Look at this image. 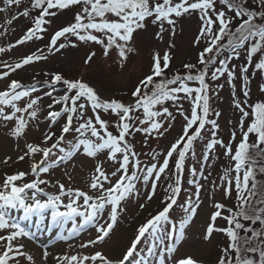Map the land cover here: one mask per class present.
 <instances>
[{
	"label": "snow or ice",
	"instance_id": "snow-or-ice-1",
	"mask_svg": "<svg viewBox=\"0 0 264 264\" xmlns=\"http://www.w3.org/2000/svg\"><path fill=\"white\" fill-rule=\"evenodd\" d=\"M4 2L12 6L20 5L22 0ZM218 3L222 7H218ZM73 6H80L73 22L56 30L45 48L5 67L16 72L30 64L47 60L48 56L43 54L45 51L55 54L66 47H76L79 43L101 46L105 57L115 49L122 67L128 54L135 51L132 47L135 34L146 30L151 23L158 27L157 39L162 40L166 30L174 37L183 17L197 18L199 26L193 44L203 47L198 53L197 63L185 64L183 74L179 71L169 74L166 71L172 60L169 51L162 55L155 53L150 74L138 82L127 103L115 98H102L82 80H68L59 73L52 74L45 81L50 90L43 95L51 97L58 85H63L64 94L54 101L61 105L62 111L50 110L47 119L50 125H55L62 118L64 123L59 135L49 129L40 143L27 142L26 139L32 122H38L42 97L33 95L38 90L37 86L28 89L21 82L12 80L5 90L0 91V122L12 124L10 132L13 139L25 140L24 153L18 159L23 161L26 157L39 156L31 166L34 176L38 170L44 173L50 171L46 162L53 150H58L60 154L58 160L52 161L57 165L81 153L94 160L99 154L104 156V160L95 162L91 175L89 188L93 194L79 189L66 190L63 184H59V194L43 193L47 198L42 201L37 194L42 193L40 185L46 181L35 178L30 183L18 186L16 182L25 179L27 173L6 176L0 186V230H6L7 235H0V242L6 240L7 244L0 252V264H21L20 257H26L29 264H35L33 257L22 251L24 244H13V241L21 238L32 239V234L21 225L19 219L10 215L8 209L22 211L25 219L38 214L41 222L43 213L50 211V226H63L66 221H72L73 234L94 224L96 238L81 245L88 248L104 242L110 236L117 225L123 202L133 195H140L138 185L148 187L145 198L151 201L157 194L162 177L166 182L165 195L161 200L164 207L138 227L135 239L122 258L112 260L102 251H96L82 256L57 255L53 257V264H130L137 246L149 237L148 254L156 255L158 264H173L169 257L177 251L176 240L184 239L186 227L203 203L200 195L203 185L193 181L196 191L182 205L184 216L178 224L170 217V212L183 191L186 160L190 154L194 155V145L208 126L209 137L205 146L208 155L204 156V160L218 158L214 156L218 146L224 150L230 165L224 171L225 184L221 195L224 199H230L235 192V197L232 207L219 201L212 204L213 211L203 238L209 241L214 233L226 237L228 243L221 248L217 264H264V147H261L264 145V100L254 104L248 102L252 75H264V0H32L31 8L38 10V15L13 47L34 39L43 40L47 26L52 23L49 17H55L59 11ZM21 15L29 17L30 12L26 9ZM62 38L69 42H61ZM174 46L173 43L169 44V48ZM5 51L0 47V53ZM95 55L94 51L90 52L85 62H91ZM241 57L244 59L242 65L232 64L233 60L238 61ZM8 75L9 72H3L0 80ZM221 78L231 86L232 103L239 113L228 143L218 138L220 125L217 119L210 118L222 115L210 103L211 82ZM237 81L242 82L240 92L243 99L237 96ZM190 82L198 86H191ZM223 87V84H216L217 89ZM260 90L264 92V85L260 86ZM215 94L218 96L219 92ZM21 101H24L23 106L19 104ZM185 101L189 103L187 114ZM173 106L175 111L171 110ZM48 107L52 109L54 105ZM102 113H110L115 120L103 119ZM177 113L184 121L181 135L166 152H154L151 157L153 163L142 165L129 137L135 133L147 138L164 137ZM110 129H115V134ZM238 132L240 140L237 142ZM68 136L72 137L70 146L61 147ZM251 136L255 137L252 143L249 142ZM233 144L236 145L235 150ZM161 156L162 160L159 159ZM105 162L114 166L111 173L105 169ZM28 190L33 192L30 197L26 195ZM64 197L68 198L66 203ZM61 207L65 210L61 211ZM105 211L106 220L103 219ZM78 218H82V223L77 222ZM218 218L226 222L225 226H217ZM61 238L67 239V236ZM48 255L45 249L42 264H45ZM174 264L198 262L186 257L176 259Z\"/></svg>",
	"mask_w": 264,
	"mask_h": 264
},
{
	"label": "rangeland",
	"instance_id": "rangeland-1",
	"mask_svg": "<svg viewBox=\"0 0 264 264\" xmlns=\"http://www.w3.org/2000/svg\"><path fill=\"white\" fill-rule=\"evenodd\" d=\"M32 0H22L20 5H6L4 0H0V47L6 49L4 53H0V74L9 72V75L0 80V91L6 89L8 83L12 80H17L22 84L25 82L27 85H34L37 82L45 83L51 78L52 74L59 73L68 80H82L93 87L102 98H115L117 100L127 103L131 99V93L134 91L138 82L151 72L152 58L155 53L161 55L165 51H169L172 60L169 68L166 70L171 74L176 70L183 74L186 70L184 65L197 63L198 53L202 50L203 45L200 47L194 46L193 39L198 32V20L195 16L188 18L183 17L180 19L176 35L170 36L166 30L163 33V39H157L156 33L158 27L149 23L146 30L135 34L132 42L134 52L128 54V59L121 63L118 57V52L113 49L107 57L103 56L102 48L94 43L83 44L79 43L76 47H66L59 53L49 54L45 51L43 54L48 56L47 60L25 66L16 72H11L6 68V64H15L26 55L37 52L38 49L45 48L49 42L51 35L60 28L67 26L73 22L74 15L79 11L80 6H73L68 10L59 11L55 17H49L52 20L51 25H48V31L44 34L43 40H33L26 42L24 45H17L13 47L25 34L26 30L32 26L33 18L38 15V10L31 8ZM251 2V0H250ZM222 7L221 5H217ZM255 7V4H253ZM29 10V17H24L21 13L24 10ZM55 11V10H53ZM167 27V26H166ZM73 40L75 38H72ZM61 42L68 43L65 38ZM173 43L175 46L169 48V44ZM95 52L91 62L86 63V58L90 52ZM244 59L233 60L232 64H243ZM250 71H252L250 69ZM36 79H39L37 81ZM212 93L211 103L212 107L222 113L220 117L211 116V119H217L220 125V132L218 138H222L225 143L230 140V134L235 129L236 121L239 119V113L235 111L232 103L231 86L225 82L224 78L218 81L211 82ZM216 84H223L222 89H217ZM241 81H237V96L243 99L240 92ZM191 86H198L195 82H190ZM264 85V75L253 74L250 83V97L248 102L254 104L264 100V92H261L260 86ZM34 96H41L40 111L38 113V122H32L27 131V142L40 143L43 135L49 129L60 134L59 129L64 123L63 118L60 119L55 125H50L47 114L50 110H61L60 104H55V99H58L64 94L63 85H58L52 96H44L43 93L48 91L47 85L37 87ZM219 92L217 96L215 93ZM23 106L24 101L19 102ZM53 104L54 107L49 109V105ZM184 109L189 110V103L184 102ZM175 111V106L172 107ZM92 115V113H89ZM102 118L109 121H114L115 117L110 113H102ZM75 123V122H74ZM184 121L176 114V119L172 122V126L164 137L159 139L147 138L141 133H135L133 137H129L130 142L135 146V151L139 154L142 165H150L153 163L151 157L154 152L164 153L182 132V125ZM247 124V121H246ZM12 124L5 125L0 122V186L3 185L7 175H13L19 172L27 173L25 179L17 181V185L30 183L35 178L46 181L40 187L42 193L37 194L38 198L46 200L48 195L59 194V184H63L65 189H79L89 194V185L91 183V175L94 171L96 161L104 160L103 154H99L94 160L85 157L82 153L77 154L71 160H65L59 165L52 163L59 159L58 150H53L50 154L49 161L46 162L50 167L48 173L38 170L34 174L31 171L32 163L36 158L26 157L23 161L18 159L23 155L25 150V140L21 139L16 141L12 138L10 129ZM167 127V125H166ZM208 126L194 145V155L190 154L185 163V171L183 173V191L181 192L180 199L177 205L174 206L170 212V217L179 223V220L184 216V209L182 205L185 204L188 197L192 196L196 191V183L202 184L201 199L203 203L197 211V215L186 227L185 237L181 241L179 238L176 240L177 251L173 253L169 259L173 264L178 258L191 257L197 261L198 264H217L220 256L221 248L225 247L228 243L226 237L221 233H214L209 241L204 240V233L209 222L210 213L213 211L212 204L216 201L222 202L228 207L234 204L235 192L233 198L224 199L221 195L222 187L225 184L223 179L224 171L230 165V160L224 155V150L217 147L214 156L218 158H209L205 161L204 156L208 155L206 143L209 137ZM115 134V129H110ZM55 139V137H54ZM237 142L240 140V134L237 133ZM72 137H66L65 142L61 147L68 148L70 146ZM255 141V137H250V143ZM51 143V141L49 142ZM236 145L233 144L235 150ZM10 157V159H8ZM160 160L163 159L161 156ZM175 159V157L173 158ZM7 161V162H6ZM104 167L108 173L113 171L114 166L105 162ZM172 165L170 164V169ZM196 171L193 172L192 170ZM234 175V173H233ZM207 177V179H204ZM195 180L196 183H193ZM107 187V185H105ZM140 188V195L131 196L128 200L123 202L120 216L117 225L113 229L110 236L100 244L90 245L88 248L81 247L83 244H88L89 241L94 240L97 236L94 224H89L86 228L72 233V221H66L63 226L51 227L50 211L43 213V222L38 214H32L27 219L24 218L22 211L8 209L7 211L14 219H19L21 225L32 234V239L21 238L13 241V244L22 243L25 247L22 251L30 254L33 257L35 264H42L43 251L48 250L49 255L45 264H53V257L57 255H91L96 251H102L109 259L115 260L122 258L127 249L131 246L136 237L137 229L144 224L152 216L156 215L164 205L161 200L164 197V188L166 182L164 177L157 187V194L153 200L148 201L145 198V193L148 191L147 186L138 185ZM33 194L32 190H28L26 195L30 197ZM67 197L63 200L66 203ZM143 205V207H141ZM61 211L65 210L63 207ZM103 219H107V211L103 214ZM78 223H82V218L77 219ZM103 222V220L101 221ZM223 220H217V226H225ZM0 235H7L6 230H0ZM62 236H67V239H62ZM151 237L141 241L137 246L140 254L130 259V264H158L156 255H150L146 251L150 247ZM171 241H169V244ZM7 241L0 242V252H3ZM155 252V249H153ZM136 253V252H135ZM134 253V254H135ZM21 264H29L26 257H20Z\"/></svg>",
	"mask_w": 264,
	"mask_h": 264
},
{
	"label": "trees",
	"instance_id": "trees-1",
	"mask_svg": "<svg viewBox=\"0 0 264 264\" xmlns=\"http://www.w3.org/2000/svg\"><path fill=\"white\" fill-rule=\"evenodd\" d=\"M175 72H177L176 70L173 72V73H175ZM169 74H171L170 72H168ZM156 79H159V78H156ZM211 103V102H210ZM211 106H212V103H211ZM261 147H264V145H262ZM184 171H185V168H184ZM184 173V172H183Z\"/></svg>",
	"mask_w": 264,
	"mask_h": 264
}]
</instances>
